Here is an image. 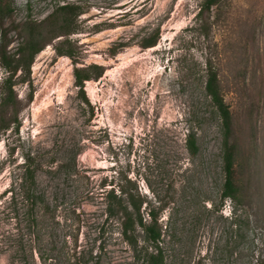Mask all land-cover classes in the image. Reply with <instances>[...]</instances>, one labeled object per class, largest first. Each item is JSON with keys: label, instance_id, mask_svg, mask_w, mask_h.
Returning <instances> with one entry per match:
<instances>
[{"label": "rangeland", "instance_id": "obj_1", "mask_svg": "<svg viewBox=\"0 0 264 264\" xmlns=\"http://www.w3.org/2000/svg\"><path fill=\"white\" fill-rule=\"evenodd\" d=\"M12 1L17 23L41 21L64 3L82 5L83 13L68 37L72 57L57 53L61 36L36 55L25 82L21 71L14 78L24 107L17 123L0 130V264H75L73 251L84 249L81 264H134L119 222L104 221L103 193L125 176L147 197L144 213L164 205L167 264H264V0H224L208 31L199 16L204 0ZM154 32L157 45L143 47ZM7 38L12 53L17 31ZM209 58L221 67L225 99L252 161L243 174L250 203L239 207L235 225L234 203L221 200L222 137L205 97ZM93 63L105 70L86 82L88 104L74 67ZM7 74L0 61V95ZM192 127L196 155L185 145ZM29 154L38 156V187L53 205L43 234L24 240L10 200ZM238 229L246 238L235 248ZM46 233L55 246L44 241ZM21 247L26 256L17 253Z\"/></svg>", "mask_w": 264, "mask_h": 264}, {"label": "trees", "instance_id": "obj_2", "mask_svg": "<svg viewBox=\"0 0 264 264\" xmlns=\"http://www.w3.org/2000/svg\"><path fill=\"white\" fill-rule=\"evenodd\" d=\"M224 0H204L199 12V16L205 20L207 31L210 29V17L214 10L220 7ZM15 8L12 0H0V25L2 37L0 38V61L7 70L0 95V130H8L17 123L18 112L24 107L15 91V76L18 71L23 75L21 82H25L30 75L32 63L38 53H40L48 44L53 43L59 37H65L56 47L59 55H74L73 43L68 39L75 33L77 19L83 13L82 5L75 3H64L59 5L51 14L41 21L26 19L17 23L13 18ZM10 20L7 27L5 22ZM11 30L17 31L18 43L14 52H8L7 46L10 40L7 38ZM158 34L156 32L149 34L142 42V46L149 48L157 45ZM118 48L112 49L116 52ZM207 79L205 84V97L209 100L208 107L214 117L219 122V132L222 137V171L225 175V181L222 186L221 200L224 204L229 198L234 207L231 210L229 218L235 225L238 222L239 215L237 211L240 206L250 203L246 197L244 169L252 165L250 154L245 150L240 136V130H237L239 123L235 121L234 114L227 100L225 99L224 84L221 78V67L212 58L206 61ZM104 67L99 64H89L84 66L75 65L74 77L75 84L79 87L81 98L90 104L86 96L85 84L92 79H98L104 74ZM33 94L28 97V102L32 101ZM18 127V125H16ZM253 141V139H251ZM255 142V141H254ZM187 150L196 155L200 151V143L197 132L193 129L188 132L185 139ZM38 156L27 155L22 164H20L19 174V193H12L11 210L12 217L18 221L19 228H25L18 235L20 238H36L37 234H43V222L46 212L49 211L53 203L47 200L45 191L38 187L37 164ZM244 160H247L246 162ZM244 167V168H243ZM243 168V169H242ZM121 183L114 185L110 190L104 191L105 222L117 220L120 226V235L124 242L131 247L134 264H167V253L164 250L163 242L165 230L160 223L161 211L164 205L158 204L149 207L147 213H144L143 207L146 204L147 197L139 191L137 181L128 176L121 179ZM110 185V184H109ZM21 199L17 201V197ZM263 203L264 215V195L260 194ZM23 203L24 211L19 213L18 205ZM151 205V204H150ZM216 208V207H215ZM20 209V208H19ZM217 210V209H216ZM42 212L44 215H42ZM248 222V221H247ZM22 226V227H20ZM241 228V224L239 225ZM168 226H166L167 228ZM165 228V229H166ZM104 233L103 228L99 230ZM239 240L235 243L236 248L246 238V231L237 232ZM44 241L52 245V236L46 233ZM21 249V250H20ZM17 248V253L23 256L27 255L24 247ZM23 253H19V252ZM232 253V249L229 250ZM71 260L75 264H81V255L84 259L87 253L83 251H73ZM89 253V252H88ZM86 262V260H84ZM46 262V260L44 261ZM46 264V263H45Z\"/></svg>", "mask_w": 264, "mask_h": 264}]
</instances>
